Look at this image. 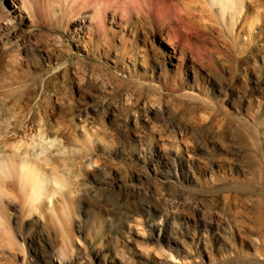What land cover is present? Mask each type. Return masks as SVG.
<instances>
[{
	"label": "rangeland",
	"instance_id": "obj_1",
	"mask_svg": "<svg viewBox=\"0 0 264 264\" xmlns=\"http://www.w3.org/2000/svg\"><path fill=\"white\" fill-rule=\"evenodd\" d=\"M70 1L0 0V264H264V0Z\"/></svg>",
	"mask_w": 264,
	"mask_h": 264
},
{
	"label": "bare ground",
	"instance_id": "obj_2",
	"mask_svg": "<svg viewBox=\"0 0 264 264\" xmlns=\"http://www.w3.org/2000/svg\"><path fill=\"white\" fill-rule=\"evenodd\" d=\"M115 1V0H114ZM227 2H229L230 4L231 3H234V0H226ZM71 3H69V4H74V2H76L75 0H71L70 1ZM79 2H80V0H79ZM88 3L86 0H83V3ZM106 2H108V0L106 1ZM122 2V1H121ZM124 2V1H123ZM122 2V3H123ZM68 3V2H67ZM95 3V2H94ZM115 3H116V1H115ZM121 3V4H122ZM124 3H126V2H124ZM76 4V3H75ZM79 4V3H78ZM82 4V3H81ZM127 4V3H126ZM71 5L69 6V9H70V7H71ZM88 5V4H87ZM110 5V4H109ZM79 6H81V5H79ZM107 6V5H106ZM105 6V7H106ZM127 6V7H126ZM122 10L124 11L126 8H128V4L126 5ZM130 6V5H129ZM74 7V6H73ZM87 7V6H86ZM108 7V6H107ZM111 7H112V5H111ZM114 7H116L115 5H114ZM118 7V6H117ZM121 7V6H120ZM120 7H119V9H120ZM74 10V9H73ZM122 10L120 9V11L122 12ZM142 11L141 9H137L136 11H135V13H136V15L138 16V17H142L143 15H142V13L140 12V11ZM71 11H72V9H71ZM126 11V10H125ZM74 13L76 12V11H73ZM71 13V12H70ZM77 13V12H76ZM239 13H240V11H239ZM78 14H79V11H78ZM145 27V26H144ZM136 29V28H135ZM134 30V29H133ZM136 32V31H135ZM166 35H167V37H168V40H169V43H173L174 41H171V40H173V37H172V35H171V33H170V31H166ZM177 51H179V53L181 54V55H183V52H182V48L181 47H179V48H177ZM148 59V57H147V55L144 53L143 54V60H147ZM155 59H157V61H158V56H156V54H155ZM16 147V146H15ZM17 151V150H16ZM19 158V157H18ZM28 159V158H27ZM3 160V159H2ZM9 161V160H8ZM3 163V165L2 166H6L5 164V162H2ZM25 169H29V171H31V172H33L34 171V165L32 164V163H30L29 161L27 162H24L23 164H21V167H20V170L21 171H25ZM3 170V169H2ZM35 172V171H34ZM34 177V176H33ZM44 180V179H43ZM50 180V179H49ZM45 181V180H44ZM48 181V180H47ZM42 182V181H41ZM39 183V181L37 182H35L37 185H38V187L37 188H35V191H34V196H35V199H37L38 197H39V194L42 192L39 188H43V184L42 183ZM49 182V181H48ZM53 183V185H57V183H56V181L55 180H50V183ZM45 183V182H44ZM42 185V186H41ZM52 185V184H51ZM45 187V186H44ZM52 190V189H51ZM45 192V191H44ZM33 193V192H32ZM41 196V195H40ZM40 198V197H39ZM34 199V200H35ZM37 201V200H36Z\"/></svg>",
	"mask_w": 264,
	"mask_h": 264
}]
</instances>
